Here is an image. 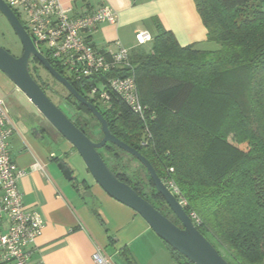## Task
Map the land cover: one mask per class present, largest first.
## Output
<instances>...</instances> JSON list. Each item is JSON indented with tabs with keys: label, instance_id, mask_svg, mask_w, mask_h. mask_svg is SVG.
<instances>
[{
	"label": "trees",
	"instance_id": "16d2710c",
	"mask_svg": "<svg viewBox=\"0 0 264 264\" xmlns=\"http://www.w3.org/2000/svg\"><path fill=\"white\" fill-rule=\"evenodd\" d=\"M194 1L208 41L220 49L183 47L154 19L157 34L150 48L140 45L130 56L147 108L145 121L116 95L106 107L89 101L113 135L147 158L222 257L230 264H263L264 0ZM32 61L36 78L38 67L45 68ZM120 75L115 71L99 79ZM66 79L87 98L80 85ZM99 79L89 82L93 85ZM75 104L76 126L100 142L101 124L87 107ZM99 153L107 164L111 162L108 166L120 180L181 227L140 162L110 143ZM126 156L143 173L133 172ZM167 247L177 264H192Z\"/></svg>",
	"mask_w": 264,
	"mask_h": 264
},
{
	"label": "crops",
	"instance_id": "0c3cea01",
	"mask_svg": "<svg viewBox=\"0 0 264 264\" xmlns=\"http://www.w3.org/2000/svg\"><path fill=\"white\" fill-rule=\"evenodd\" d=\"M60 2L74 15L88 14L102 5L112 8L116 23L100 24L90 35L100 51L115 52L118 44L131 50L139 47V32L156 36L154 19L171 31L181 46L211 51L206 48L210 44L208 32L194 0ZM151 44L144 46L150 48ZM0 97L6 98L9 124L15 129L10 149L15 163L24 171L18 181L23 204L45 223L42 236L31 247L33 263L94 264L93 254L101 248L114 264H177L151 226L103 191L73 146L16 86L0 81ZM61 161L72 169V181L65 179L58 168Z\"/></svg>",
	"mask_w": 264,
	"mask_h": 264
},
{
	"label": "built area",
	"instance_id": "2783aa9c",
	"mask_svg": "<svg viewBox=\"0 0 264 264\" xmlns=\"http://www.w3.org/2000/svg\"><path fill=\"white\" fill-rule=\"evenodd\" d=\"M4 1L18 16L38 51L58 65L66 78L80 85L88 100L106 107L111 95H116L146 120L147 108L141 102L130 60L131 49L118 44L115 52L100 51L90 41V35L100 24L116 23V14L110 6L102 5L88 14L74 15L60 0ZM137 40L139 45H145L151 43L153 37L142 31L137 34ZM115 71L121 75L108 77L106 81L99 79ZM94 77L99 81L91 85L89 81ZM9 123L7 102L0 97V226L3 228L0 230V264H35L31 261V247L42 236L45 223L23 204L18 181L24 171L11 155L10 141L15 129ZM93 261L94 264H114L101 248L93 254Z\"/></svg>",
	"mask_w": 264,
	"mask_h": 264
},
{
	"label": "water",
	"instance_id": "95a60500",
	"mask_svg": "<svg viewBox=\"0 0 264 264\" xmlns=\"http://www.w3.org/2000/svg\"><path fill=\"white\" fill-rule=\"evenodd\" d=\"M0 13L14 30L23 48L22 55L16 57L0 45V71L29 99L46 121L76 149L90 174L103 191L111 198L141 215L168 246L184 256L190 263L230 264L199 231L192 218L186 213L182 203L158 176L147 158L113 135L107 121L97 107L81 95L38 51L22 22L4 0H0ZM34 59L38 60L45 70L57 82L62 84L77 101L87 107L98 120L104 135L100 142H95L87 136L46 94L42 84L37 81L40 75L37 74L35 78L32 74V71H37L34 65L31 67V61ZM35 131L39 132L37 128H35ZM108 143L131 155L146 168L156 190L178 218L181 227L157 210L132 185L120 180L117 174L111 170L99 153V150L103 149ZM58 168L65 179L68 181L73 180V171L67 163L61 161Z\"/></svg>",
	"mask_w": 264,
	"mask_h": 264
},
{
	"label": "rangeland",
	"instance_id": "374dc122",
	"mask_svg": "<svg viewBox=\"0 0 264 264\" xmlns=\"http://www.w3.org/2000/svg\"><path fill=\"white\" fill-rule=\"evenodd\" d=\"M0 45L16 57H20V55H22L21 54L22 49H23L22 44L19 41L18 37L16 36L14 30L11 28V26L9 25V23L7 22V20L5 19V17L1 13H0ZM206 48L208 50L214 51V50L220 49V45L215 43V42H210V44ZM41 70H42V74H43L44 78L50 80L49 75L46 72H44L43 69H41ZM0 81H4V83H6L10 87H15V85L9 79H7L1 71H0ZM54 85H56L57 89H59L58 91L60 93H62V95L67 94V92H65V90H63V87L59 83L54 82ZM4 99L6 100V98H4ZM51 99L57 106H59L67 114V116L69 118L71 117L70 115H72V112L69 108L62 105V103H60L59 101H57V100L55 101L53 98H51ZM89 119H90V117H89ZM125 160L130 161L131 170L133 172L136 171L137 169H140L139 165L135 161H131V159L128 158L127 156L125 157ZM108 165L111 166L110 161L108 162ZM140 171L142 172L141 169H140ZM263 264H264V261H263Z\"/></svg>",
	"mask_w": 264,
	"mask_h": 264
},
{
	"label": "flooded vegetation",
	"instance_id": "af4514ba",
	"mask_svg": "<svg viewBox=\"0 0 264 264\" xmlns=\"http://www.w3.org/2000/svg\"><path fill=\"white\" fill-rule=\"evenodd\" d=\"M33 64H34L33 61H31V67L33 66ZM40 68L43 69L41 66L38 67L39 73L41 75V80H39V82L42 84V87L44 88L46 94L50 98H53L55 101L56 100L59 101L60 103H62V105H64L67 108H69L71 110V112H72V115H70L71 116L70 119L74 123H77L78 118H79V113H77L76 110H75V107H76L75 103H77V99L74 96H73L74 98H71L69 96L70 93L67 91V89L62 84L57 82L50 74H48L49 77H50V80L45 79L43 74H42V70ZM43 71L47 73L46 70L43 69ZM63 76L66 78L65 75H63ZM54 82L59 83L63 87V90H65V92H67V94L66 95H62V93H60L58 91L59 89H57L56 85H54Z\"/></svg>",
	"mask_w": 264,
	"mask_h": 264
}]
</instances>
